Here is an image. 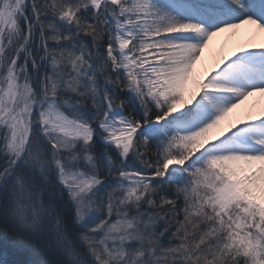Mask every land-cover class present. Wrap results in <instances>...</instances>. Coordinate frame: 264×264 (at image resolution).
Segmentation results:
<instances>
[{
	"label": "snow or ice",
	"instance_id": "obj_1",
	"mask_svg": "<svg viewBox=\"0 0 264 264\" xmlns=\"http://www.w3.org/2000/svg\"><path fill=\"white\" fill-rule=\"evenodd\" d=\"M264 0H0V264H264Z\"/></svg>",
	"mask_w": 264,
	"mask_h": 264
},
{
	"label": "bare ground",
	"instance_id": "obj_2",
	"mask_svg": "<svg viewBox=\"0 0 264 264\" xmlns=\"http://www.w3.org/2000/svg\"><path fill=\"white\" fill-rule=\"evenodd\" d=\"M248 32V28H241L215 37L209 49L205 52V59L202 67H211L217 61L227 58L241 45L247 46L250 42L259 43L264 39V36L258 34L249 37ZM261 103H264V96L256 94L240 105L236 109V113L241 117H244V115L247 117L252 109H256Z\"/></svg>",
	"mask_w": 264,
	"mask_h": 264
},
{
	"label": "rangeland",
	"instance_id": "obj_3",
	"mask_svg": "<svg viewBox=\"0 0 264 264\" xmlns=\"http://www.w3.org/2000/svg\"><path fill=\"white\" fill-rule=\"evenodd\" d=\"M263 108H264V103L263 104L261 103L260 105H258V107L256 109L255 108L252 109V111L249 114H258V113H260L261 109H263ZM244 117L246 118V115H244Z\"/></svg>",
	"mask_w": 264,
	"mask_h": 264
}]
</instances>
